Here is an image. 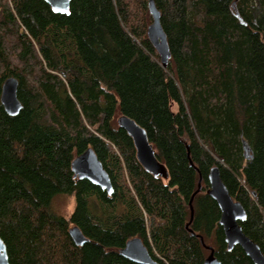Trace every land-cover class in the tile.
Returning <instances> with one entry per match:
<instances>
[{
    "label": "trees",
    "instance_id": "obj_1",
    "mask_svg": "<svg viewBox=\"0 0 264 264\" xmlns=\"http://www.w3.org/2000/svg\"><path fill=\"white\" fill-rule=\"evenodd\" d=\"M234 1L153 0L170 54L163 69L146 35L148 0H72L68 15L43 0H0V91L16 78L22 106L9 116L0 105L9 264H136L119 254L132 238L158 264H202L209 251L190 231L222 264H253L227 250L206 194L214 166L264 255V0ZM120 115L145 130L167 180L138 164ZM88 147L111 196L73 178ZM58 196L74 200L68 219L55 212ZM72 226L87 243H72Z\"/></svg>",
    "mask_w": 264,
    "mask_h": 264
},
{
    "label": "water",
    "instance_id": "obj_2",
    "mask_svg": "<svg viewBox=\"0 0 264 264\" xmlns=\"http://www.w3.org/2000/svg\"><path fill=\"white\" fill-rule=\"evenodd\" d=\"M56 14L68 15L70 3L72 0H43ZM238 0L234 1L236 4ZM148 14L151 22L147 27V39L155 50L159 58L160 66L165 69L169 61V49L166 36L160 23V13L156 9L153 0H148ZM243 24V23H242ZM18 81L14 77L6 78L0 91V105L4 112L9 116H16L22 106L17 98ZM116 125L122 129L131 139L135 150V156L141 168L154 178L163 180L168 179L166 169L155 155V150L149 143L145 130L140 127L133 119L120 115L116 119ZM244 158L249 160V148L243 142ZM73 178L76 180H85L95 187L104 191L108 196L114 192L109 174L96 156L91 147L86 148L82 153L76 155L70 165ZM208 189L206 194L217 204L220 212L219 226L224 235V242L227 250L231 251L234 247H239L253 264H264V255L259 246L247 237L240 226V223L246 219V212L243 206L232 199L227 188L223 184L219 168L214 166L209 170L207 176ZM201 192V179L197 184V189L189 200L190 221L193 217V199ZM188 227V225H187ZM192 236H197L202 246L209 251V255L202 264H222L214 257L211 247L204 245L203 238L190 231ZM69 238L75 246H82L88 242V239L82 234L77 226H72L68 230ZM119 254L136 264H158L151 258L146 246L141 239L132 238L128 240L124 247L119 250ZM0 264H9L5 244L0 238Z\"/></svg>",
    "mask_w": 264,
    "mask_h": 264
},
{
    "label": "rangeland",
    "instance_id": "obj_3",
    "mask_svg": "<svg viewBox=\"0 0 264 264\" xmlns=\"http://www.w3.org/2000/svg\"><path fill=\"white\" fill-rule=\"evenodd\" d=\"M55 212L68 219L74 210V200L72 197L58 196L54 200Z\"/></svg>",
    "mask_w": 264,
    "mask_h": 264
}]
</instances>
